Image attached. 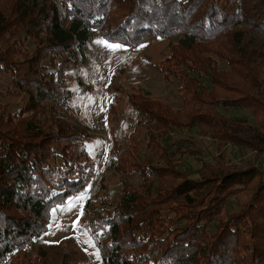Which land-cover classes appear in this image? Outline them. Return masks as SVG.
Instances as JSON below:
<instances>
[{
    "label": "trees",
    "instance_id": "trees-1",
    "mask_svg": "<svg viewBox=\"0 0 264 264\" xmlns=\"http://www.w3.org/2000/svg\"><path fill=\"white\" fill-rule=\"evenodd\" d=\"M114 10L127 14L115 21ZM95 29L132 47L175 37L174 65L210 74L212 85L161 67L180 83L186 121L166 103L131 95L132 127L146 130L148 149L157 147L164 164L140 159L135 131L113 137L109 164L121 180L120 198L88 199L81 218L101 263L264 264L262 154L245 167L222 165L228 145L264 152V55L246 44L251 33L264 32V0H0V264L28 250L47 231L52 210L92 184L96 163L87 146L95 134L72 112L64 84L71 66L86 63ZM222 39L228 71L209 57ZM220 108L255 117L259 145L226 125L246 120L226 118ZM197 126L223 150L213 163L198 157L194 178L180 167L192 152L170 138ZM241 195L248 200H237ZM40 252L44 264H87L70 238Z\"/></svg>",
    "mask_w": 264,
    "mask_h": 264
},
{
    "label": "rangeland",
    "instance_id": "rangeland-1",
    "mask_svg": "<svg viewBox=\"0 0 264 264\" xmlns=\"http://www.w3.org/2000/svg\"><path fill=\"white\" fill-rule=\"evenodd\" d=\"M125 10H114L111 14L112 18L119 21L123 15L127 14ZM222 41L225 40L222 39L214 44L217 47L213 48L209 57L216 61L212 62L213 67L228 71L229 66L226 60L219 57L220 51H224ZM172 43L175 45V37H155L132 47L124 43L110 42L99 30H93L92 39L85 46L86 63L80 67L71 66L67 71L64 85L71 90L69 103L72 112L95 134L94 140L87 146L96 163L94 179L86 193L73 197L65 205L53 209L47 231L28 250L17 253L13 260L8 261V264H44L40 256V248L69 238L79 244L86 255L87 264H102L99 249L89 231L81 224V218L84 204L88 199H96L102 194H105L110 201H118L120 198L121 180L109 164L113 137L118 136L122 139L135 131L137 140L141 142L140 154H138L140 159L152 158L156 164H164L161 151L157 147L148 149L150 140L146 137V130L132 127L136 112L130 103L131 95H144L166 103L172 108L174 114H179L181 119L185 120L183 116L187 109L184 108L181 99L180 83L175 77L166 78L161 67L186 71L190 78L197 80L204 87L207 86L208 90L212 89L210 74L198 75L185 65H174L175 60L171 58L170 51ZM246 44L255 49L257 57L259 54L263 57L264 32L251 33L246 39ZM113 45L119 47H112ZM257 57L253 59L257 60ZM256 64L257 61L253 65L256 66ZM244 83L252 87L253 81L245 78ZM2 89L5 90V86L2 85ZM233 93L230 92L229 96ZM110 104H113L111 112L108 111ZM211 109L212 106L209 110ZM220 110L226 118L246 120L245 124L229 122L226 125L232 128L241 139L259 145L258 129L260 130L261 127L255 117L247 111L236 108H220ZM200 129V126L192 129L183 127L170 138L171 144L175 142L183 144L185 151L192 152L191 156L181 157L183 163L180 167L184 170L190 168L186 173H192L191 176L194 178H199L198 173L193 172L201 166L198 157L213 163L215 160L213 158L221 157L223 150L222 145L211 136L201 133ZM155 143L157 142H152V144ZM260 151V148L256 151L250 147L238 149L228 145L226 161L222 165L225 164L226 170L233 166L245 167L248 161L261 154L260 162H264V152ZM177 158H180L178 154ZM237 200L244 202L248 200V197L241 195ZM239 209L240 207L236 206V210Z\"/></svg>",
    "mask_w": 264,
    "mask_h": 264
},
{
    "label": "snow or ice",
    "instance_id": "snow-or-ice-1",
    "mask_svg": "<svg viewBox=\"0 0 264 264\" xmlns=\"http://www.w3.org/2000/svg\"><path fill=\"white\" fill-rule=\"evenodd\" d=\"M112 47H119L118 45H113Z\"/></svg>",
    "mask_w": 264,
    "mask_h": 264
}]
</instances>
